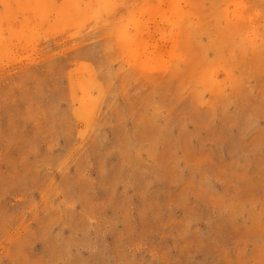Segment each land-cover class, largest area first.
<instances>
[{
  "label": "rangeland",
  "instance_id": "374dc122",
  "mask_svg": "<svg viewBox=\"0 0 264 264\" xmlns=\"http://www.w3.org/2000/svg\"><path fill=\"white\" fill-rule=\"evenodd\" d=\"M0 264H264V0H0Z\"/></svg>",
  "mask_w": 264,
  "mask_h": 264
}]
</instances>
